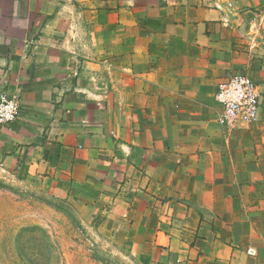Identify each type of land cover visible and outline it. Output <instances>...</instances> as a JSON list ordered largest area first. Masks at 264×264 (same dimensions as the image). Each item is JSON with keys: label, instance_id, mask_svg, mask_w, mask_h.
Listing matches in <instances>:
<instances>
[{"label": "crops", "instance_id": "1", "mask_svg": "<svg viewBox=\"0 0 264 264\" xmlns=\"http://www.w3.org/2000/svg\"><path fill=\"white\" fill-rule=\"evenodd\" d=\"M235 73L263 99L228 133ZM2 93L0 172L145 263L264 264V0H0Z\"/></svg>", "mask_w": 264, "mask_h": 264}, {"label": "rangeland", "instance_id": "2", "mask_svg": "<svg viewBox=\"0 0 264 264\" xmlns=\"http://www.w3.org/2000/svg\"><path fill=\"white\" fill-rule=\"evenodd\" d=\"M0 264H148L114 243L78 202L0 172Z\"/></svg>", "mask_w": 264, "mask_h": 264}, {"label": "built area", "instance_id": "3", "mask_svg": "<svg viewBox=\"0 0 264 264\" xmlns=\"http://www.w3.org/2000/svg\"><path fill=\"white\" fill-rule=\"evenodd\" d=\"M263 93L252 76L235 73L219 83L215 101L219 111L216 121L226 132L233 133L242 124L258 118ZM19 101L16 96L7 93L0 95V125H10L19 115ZM248 253L256 254L253 249Z\"/></svg>", "mask_w": 264, "mask_h": 264}]
</instances>
